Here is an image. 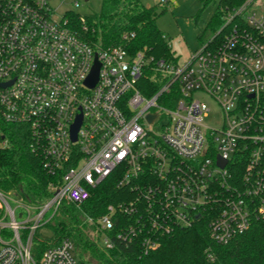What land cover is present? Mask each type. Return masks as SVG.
I'll list each match as a JSON object with an SVG mask.
<instances>
[{
  "label": "built area",
  "instance_id": "obj_1",
  "mask_svg": "<svg viewBox=\"0 0 264 264\" xmlns=\"http://www.w3.org/2000/svg\"><path fill=\"white\" fill-rule=\"evenodd\" d=\"M51 1L0 0V84L12 82L0 87L2 119L27 125L49 174H62L52 198L28 206L23 223L4 199L0 264H89L73 255L71 239L36 257L34 236L64 202L84 204L112 177L133 196L98 220L108 249L113 237L127 245L140 239L147 253L162 235L202 220L223 245L264 220V0L229 11L214 38L183 64L146 48L104 47L76 30L69 15L57 19ZM148 70L162 80L151 96L139 85ZM199 94L219 105L221 126L206 124L209 108ZM8 143L0 132V148Z\"/></svg>",
  "mask_w": 264,
  "mask_h": 264
},
{
  "label": "trees",
  "instance_id": "obj_2",
  "mask_svg": "<svg viewBox=\"0 0 264 264\" xmlns=\"http://www.w3.org/2000/svg\"><path fill=\"white\" fill-rule=\"evenodd\" d=\"M201 1L205 6L212 0ZM245 1L219 0L209 26L218 31L225 15L243 6ZM100 11L98 16L85 19L88 32L83 31L80 16L71 14L69 17L76 30L104 47L125 45L134 53L146 48L156 59H174L156 23L154 9L144 7L140 0H103ZM161 83L160 73L148 70L139 85L144 94L151 96ZM0 132L9 142L0 148V193L14 192L26 205L38 208L52 198L51 186L61 183L62 174H49L30 129L27 125L4 121L1 106ZM120 191L112 177L93 190L84 204L64 202L48 224L57 234L54 243H37L34 238L33 254L39 257L46 248L71 239L81 255H89L95 264H264V220H255L248 231L223 245L212 239L207 220H202L191 228L162 235L160 246L147 253L143 252L140 239L127 245L113 237L114 248H100L96 240L103 233L99 229V218L107 213L108 206L117 204L126 195L133 196L130 190Z\"/></svg>",
  "mask_w": 264,
  "mask_h": 264
},
{
  "label": "rangeland",
  "instance_id": "obj_3",
  "mask_svg": "<svg viewBox=\"0 0 264 264\" xmlns=\"http://www.w3.org/2000/svg\"><path fill=\"white\" fill-rule=\"evenodd\" d=\"M219 0H212L209 4L203 5L201 0H173L168 4L162 0H140L146 8L154 9L160 30L162 31L170 47L174 58L178 63L183 64L191 55L200 49L203 44L212 40L217 33V29L209 26L218 8ZM103 0H52L51 5L57 12V19L65 15L75 14L84 19H92L100 14ZM209 108V117L206 124L210 127L222 125L223 113L219 105L207 95H197ZM156 131V126H152ZM4 199L8 200L11 208L15 210L17 221L23 223L29 220V212L22 197L14 192L0 194V208H6ZM32 216L38 211L30 209ZM52 212L47 215L49 219ZM31 216V217H32ZM11 221V218H8ZM49 223L39 227L35 234V242L52 244L57 237L56 231ZM90 234V232L88 233ZM90 236V235H89ZM92 236V235H91ZM99 247L104 249L105 243L102 237L96 239ZM74 242V241H73ZM73 255L82 262L93 264L91 257L81 255V252L74 246ZM95 264V263H94Z\"/></svg>",
  "mask_w": 264,
  "mask_h": 264
},
{
  "label": "water",
  "instance_id": "obj_4",
  "mask_svg": "<svg viewBox=\"0 0 264 264\" xmlns=\"http://www.w3.org/2000/svg\"><path fill=\"white\" fill-rule=\"evenodd\" d=\"M98 69H99V64L97 63L93 69V73L92 75L90 76V78L88 79L87 83L92 87L94 86V84L96 83L97 79H98V75H99V72H98ZM12 83V82H11ZM11 83H3V84H0V87L3 88V87H6L8 85H10ZM156 117L155 116H149V119L150 121H153ZM81 120L82 118H80V120L78 121V123L74 126L73 128V134H74V140L77 139V130L79 129L80 125H81ZM220 164L222 166H224L226 164V162H223L221 161Z\"/></svg>",
  "mask_w": 264,
  "mask_h": 264
}]
</instances>
